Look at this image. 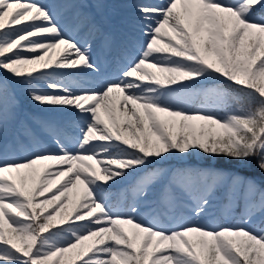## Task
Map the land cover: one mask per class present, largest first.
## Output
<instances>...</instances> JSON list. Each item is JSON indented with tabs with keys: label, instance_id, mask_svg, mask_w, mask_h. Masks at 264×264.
I'll return each mask as SVG.
<instances>
[{
	"label": "snow or ice",
	"instance_id": "snow-or-ice-1",
	"mask_svg": "<svg viewBox=\"0 0 264 264\" xmlns=\"http://www.w3.org/2000/svg\"><path fill=\"white\" fill-rule=\"evenodd\" d=\"M58 7L0 0V135L17 94L53 113L0 151V264H264V0H136L107 64L99 25ZM192 156L210 163L163 166ZM218 192L240 222L208 221Z\"/></svg>",
	"mask_w": 264,
	"mask_h": 264
},
{
	"label": "rangeland",
	"instance_id": "rangeland-1",
	"mask_svg": "<svg viewBox=\"0 0 264 264\" xmlns=\"http://www.w3.org/2000/svg\"><path fill=\"white\" fill-rule=\"evenodd\" d=\"M39 2L49 5H59L57 11L62 17L63 22L69 27L76 28L80 26L81 31H86V26L89 22H95L99 25L101 32L97 34V38L93 43V54L98 63H110L122 43L138 37L137 14L131 7L136 0H39ZM143 2L159 3L162 0H143ZM104 34H110L113 39V49L111 51L103 47ZM83 78L91 79V77L87 76ZM204 86L209 87V85ZM16 100L18 103L11 110L7 133L0 135V151H3L7 147L11 153L19 156L25 154V148L28 143L24 137H20L23 144L17 143L21 121H26L32 128L39 131L38 121L51 117L53 113L34 103L27 94H17ZM203 102L204 100L202 99L196 105ZM56 116L57 119L66 120L70 119L72 114L62 113L56 114ZM49 146H51L50 143ZM203 165L207 164H202L201 166ZM123 186L121 185V187ZM161 195V188L157 186L150 193L149 200L153 203H158ZM217 196L220 198L213 200V206L207 218L208 221L224 223L223 219L227 218L231 213L237 212V219L230 223L240 222L243 216L242 206L238 209L226 210V201L222 198V192H218ZM114 203H121V201L115 199ZM190 203L189 198L184 197L181 200L180 210L183 211L185 207L190 206ZM256 219L259 221L260 219H264V216L258 215Z\"/></svg>",
	"mask_w": 264,
	"mask_h": 264
},
{
	"label": "trees",
	"instance_id": "trees-1",
	"mask_svg": "<svg viewBox=\"0 0 264 264\" xmlns=\"http://www.w3.org/2000/svg\"><path fill=\"white\" fill-rule=\"evenodd\" d=\"M215 84H219V81L209 80L205 83V85H209V87L213 86ZM202 99H203V97L197 98L194 101V103L197 104ZM229 102L232 105H235V103H236V101L234 99H232L231 97H230ZM208 163H210V159L208 157H204L203 161H201L197 156H192V157H188L186 160H181L179 158H173V159L167 161L163 166L164 167H174V166H183L184 164L202 165V164H208ZM218 166H226L229 168L230 171L240 173L242 175V177L255 176L257 179L261 178V174L259 173V170L254 168V162H253L252 166H244V165H241L240 162H237V161H232L228 165H224L223 161H221ZM113 200H115V197L113 198ZM237 208H239V207H237ZM236 215H237V213H232L226 219H223L225 224L229 223L233 220H236L237 219Z\"/></svg>",
	"mask_w": 264,
	"mask_h": 264
}]
</instances>
